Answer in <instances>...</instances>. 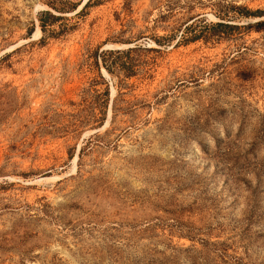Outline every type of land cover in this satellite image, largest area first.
I'll use <instances>...</instances> for the list:
<instances>
[{
  "label": "rangeland",
  "instance_id": "374dc122",
  "mask_svg": "<svg viewBox=\"0 0 264 264\" xmlns=\"http://www.w3.org/2000/svg\"><path fill=\"white\" fill-rule=\"evenodd\" d=\"M86 1L0 0V264H264V0Z\"/></svg>",
  "mask_w": 264,
  "mask_h": 264
},
{
  "label": "trees",
  "instance_id": "16d2710c",
  "mask_svg": "<svg viewBox=\"0 0 264 264\" xmlns=\"http://www.w3.org/2000/svg\"><path fill=\"white\" fill-rule=\"evenodd\" d=\"M88 2H90V0H87L86 1V4H88ZM85 4V5H86ZM259 11L260 10H254V11H250V10H248V9H246L245 10V12H242V13H245V14H249V13H259ZM44 14H50L51 16H54L53 14H51L50 12H48L47 10H45V12H43ZM40 20H41V26H42V28L44 29V27H45V24H46V20L44 19V18H40ZM230 26L229 25V23H227V22H223V21H217L216 23H214V24H211V25H209V27L210 28H212V27H214L213 29L214 30H216V31H218V32H221V31H224V30H222V29H220V28H216L215 26ZM206 26H208V24H203V27H206ZM202 30H203V28L201 27V29H200V32L202 33ZM182 36V35H181ZM200 36V34H199V32H192L191 34H189L188 36H187V34H184V36L182 37L183 39L185 38V39H195V38H197V37H199Z\"/></svg>",
  "mask_w": 264,
  "mask_h": 264
}]
</instances>
